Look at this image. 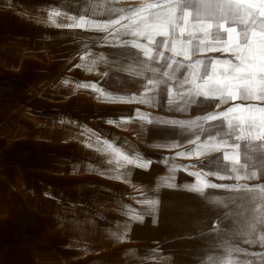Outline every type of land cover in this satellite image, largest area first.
I'll use <instances>...</instances> for the list:
<instances>
[{"label": "rangeland", "instance_id": "obj_1", "mask_svg": "<svg viewBox=\"0 0 264 264\" xmlns=\"http://www.w3.org/2000/svg\"><path fill=\"white\" fill-rule=\"evenodd\" d=\"M19 38L0 15V264H264V244L246 242L264 228L241 234L264 215V200L243 189L191 191V173H210L212 158L177 157L186 145L120 131L106 111L68 95L75 85L54 79L58 68ZM105 141L150 167L117 160ZM257 173L251 182L202 178L251 187L264 184V168ZM144 199L158 201L154 212Z\"/></svg>", "mask_w": 264, "mask_h": 264}, {"label": "snow or ice", "instance_id": "obj_2", "mask_svg": "<svg viewBox=\"0 0 264 264\" xmlns=\"http://www.w3.org/2000/svg\"><path fill=\"white\" fill-rule=\"evenodd\" d=\"M193 6L196 8L195 16L189 11ZM153 7L155 5H142L134 11H130L128 18L131 19L141 11H147ZM162 7L165 10L153 13L151 20L148 16H141L140 23L132 20L130 24L123 25L125 34H130L132 37L146 36L148 39V44L139 43L136 39L123 42L125 46L130 45L131 48L137 50V55L142 54V57L146 58L144 66L148 71L152 72L154 78L148 79L145 87L150 86L151 89H155L160 84L166 83L164 79H155L158 69L148 68V62L153 60L154 48H166L172 53V56H165L164 51H157L155 59L156 61H164L162 66L166 69H172L173 73L180 72L182 69L186 71L183 79L178 81L181 87L188 85L186 92L178 93V98L183 100L184 104L195 103L198 97H202L206 101H217V108L220 105L228 104L230 101H241V103H233L232 106L223 111L210 113L197 120L156 121L165 125L187 126L194 133H206L207 139L203 143H197L200 140V135H196L195 141L189 140V143L196 145L194 153L193 151L187 153L181 151L176 153L177 157L186 155L190 157L193 154L199 157L204 153H221L215 161L211 162L214 167H217L216 171L207 174L191 173V175L196 177V183L191 186L190 190L203 194L206 188L243 189L246 193L253 194L251 197L253 201L257 198L264 200V184L251 187L247 184H217L210 183L207 179L202 178L210 174L221 180L235 179L236 181H241L256 179L258 176L255 170L256 165L253 164V170H249L250 165L241 162V142H245V161L250 159L257 162L264 161V106L250 103L251 101H264V0H217L214 3L206 2V0H183L181 3L180 0H176V3L171 6L165 3ZM120 11L123 12L124 10ZM58 15H60L58 12L51 14V16ZM190 17L194 22L190 23ZM70 19L73 22L65 25L66 27L84 28L87 24L89 27L104 31L120 23V20L103 23L86 21L84 16H80L79 20L76 17H70ZM121 19H125V17L121 16ZM52 22L55 23L54 20ZM228 24L232 26H226ZM189 27L194 31H187ZM169 29H171L173 34L170 48ZM177 29H179L181 36L187 31L188 39H176ZM197 32L202 34L204 39H200L193 45L192 40ZM155 36L163 38L159 44L154 40ZM209 37L213 39L209 40ZM221 44L224 47L214 46ZM207 51L231 52L233 59H211L207 63L202 59H196L193 63L187 65L174 59L176 56H183L191 60L193 54ZM96 63V60L91 61L93 66ZM173 64L176 65L175 68H173ZM80 67H84V65H80ZM87 71L91 72L92 67H88ZM160 75L167 78L169 82L172 80V76L168 71H163ZM64 83L67 84L68 81H64ZM76 87L80 89L91 88L101 93L103 99L113 102L130 103L137 101L140 104H149L155 99V97L149 99L136 95L131 97L104 95L103 91L94 82H81ZM167 91L168 103H175L177 97L173 96L172 89L169 87ZM135 111L139 115V119H147L146 115L140 114L139 109ZM207 121H218V123L211 125L206 130L203 122ZM123 122L127 123L130 121L123 120ZM148 122L152 123V121ZM108 123L111 124L113 121L109 120ZM223 137H228L231 143L229 139H224ZM253 142H259L258 147H254ZM104 143L106 147L103 151L113 153L114 157L117 160H122L124 164L134 165L144 170L150 167L151 162L144 161L138 154L133 157L108 141ZM87 146L91 148L92 144L89 143ZM176 146L175 144L170 145V147ZM249 153L252 155H249ZM261 167H264V165H261ZM175 168L176 166L173 165L172 170ZM221 172L230 173V175H220ZM116 178L120 179L121 177L117 175ZM166 186L174 187L175 185L167 183ZM137 203L146 205L150 212H154L158 201L144 199L137 201ZM125 207L128 208V215L131 220L143 221V215L136 213L135 209L127 205ZM253 211L255 213V209ZM258 228H264V215L258 218L254 214L243 226L241 234L245 237H256ZM113 235L116 234L113 233ZM117 238H122V236ZM246 242L264 244V235H259L258 239H248ZM237 252H239V249H237ZM220 264H227V262L221 261Z\"/></svg>", "mask_w": 264, "mask_h": 264}, {"label": "crops", "instance_id": "obj_3", "mask_svg": "<svg viewBox=\"0 0 264 264\" xmlns=\"http://www.w3.org/2000/svg\"><path fill=\"white\" fill-rule=\"evenodd\" d=\"M4 2V7L0 5V15L7 14L13 31L20 35L18 40L21 41L22 47L36 48L37 56L40 59H38L39 62L52 63L55 68H58L57 73L53 77L54 79L67 80V85L70 88L75 85V89L69 91L68 95L76 96L73 99L83 97L86 104L95 105L97 109L106 111L107 116L105 117L109 119L110 116L111 121L117 125L120 131L127 132L138 140L144 139V141L155 144L157 147L163 144L167 148L173 144L186 145L187 150H185V153L189 151L194 153L196 145L189 143V140L195 141L196 135H200V140L197 143H203L207 139L206 133H194L187 126L165 125L156 121L197 120L210 113L223 111L232 106L233 103H241L239 100L230 101L228 104L220 105L217 108V101H206L202 97H198L195 103L184 104V101L178 98V93L186 92L188 85L181 87L178 81L183 79L186 71L182 69L180 72L173 73L172 69H166L162 66L164 61H156L155 59L157 51H164L165 56H172V53L166 48H154L153 60L148 62V68L158 69L155 79H164L166 83L160 84L155 89H151L150 86L145 87L147 80L154 78L152 72L148 71L144 66L146 58H143L142 54L137 55V50L131 48L130 45L125 46L123 42L136 39L139 43L148 44V39L146 36L132 37L130 34H125L123 25L130 24L132 20L140 23L141 16H148L151 20L153 13L165 10L162 7L165 3L171 6L176 3V0H4ZM180 2L182 3L183 0H180ZM206 2L214 3L217 0H206ZM149 4L155 5V7L147 11H141L131 19L128 18L130 11ZM120 10L124 11L121 12ZM189 11L195 16V6L190 8ZM54 12H58L60 15L51 16ZM80 16H84L86 21L103 23L120 20V23L113 25L107 31L89 27L87 24L84 28H69L65 26L73 22L70 17H76L79 20ZM121 16H124L125 19H121ZM189 19L190 23L194 22L191 17ZM53 20L55 23L52 22ZM226 26L232 25L228 24ZM169 31L170 48L173 34L171 29ZM187 31L194 30L189 27ZM187 31L181 36L179 29H177L175 38L187 40ZM162 39L160 36L154 37L157 44ZM200 39H204V37L197 32L192 40L193 45ZM208 39L211 40L213 38L209 37ZM214 46L224 47L222 44ZM174 59L187 65L193 63L196 59H202L205 63L211 59H233V54L231 52L207 51L193 54L191 60L183 56H176ZM92 60L97 61L95 66L91 64ZM233 62L235 61L233 60ZM80 65H84V67H80ZM88 67H92L91 72L87 71ZM175 67L176 65L173 64V68ZM163 71H168L172 76L170 82L167 81V78L160 75ZM81 82H94L103 91L104 95L110 94L125 97L136 95L149 99L155 97V99L149 104H140L137 101L130 103L113 102L103 99L101 93L91 88H77L76 85ZM169 87L172 89L173 96L177 97L173 104L168 103L167 90ZM250 103L264 106V101H251ZM136 109L140 110V114L146 115L147 119H139ZM123 120L130 122L125 123ZM148 121H152V123ZM203 123L207 130L211 125L217 124L218 121ZM223 138L229 139L228 137ZM229 142L231 143L230 139ZM258 145L259 142H253L254 147H258ZM244 154L245 142H241V162L248 163L250 165L249 170H253V164L256 165L255 170L257 172L260 168H264L261 167V165H264V161L257 162L251 159L245 161ZM220 155L221 153L211 152L204 153L199 157L195 154L192 156L197 160L204 158H207L205 160H210L208 158H212L215 161ZM249 155L252 154L249 153ZM204 165L209 172L217 170V167H214L212 163L206 164L204 162ZM220 175L228 176L230 173L221 172ZM209 176L218 179L210 174ZM260 178L257 181H264V177ZM225 180L232 181L233 179ZM251 181L245 180V182Z\"/></svg>", "mask_w": 264, "mask_h": 264}]
</instances>
